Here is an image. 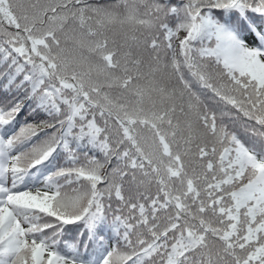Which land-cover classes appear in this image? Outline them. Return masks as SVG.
I'll list each match as a JSON object with an SVG mask.
<instances>
[{
	"label": "snow or ice",
	"instance_id": "1",
	"mask_svg": "<svg viewBox=\"0 0 264 264\" xmlns=\"http://www.w3.org/2000/svg\"><path fill=\"white\" fill-rule=\"evenodd\" d=\"M0 264H264V0H0Z\"/></svg>",
	"mask_w": 264,
	"mask_h": 264
}]
</instances>
